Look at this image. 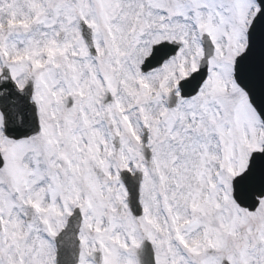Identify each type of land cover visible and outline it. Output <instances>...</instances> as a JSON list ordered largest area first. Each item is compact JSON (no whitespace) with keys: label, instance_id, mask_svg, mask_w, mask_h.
<instances>
[{"label":"snow or ice","instance_id":"6c2138e0","mask_svg":"<svg viewBox=\"0 0 264 264\" xmlns=\"http://www.w3.org/2000/svg\"><path fill=\"white\" fill-rule=\"evenodd\" d=\"M0 264H264V0H0Z\"/></svg>","mask_w":264,"mask_h":264}]
</instances>
